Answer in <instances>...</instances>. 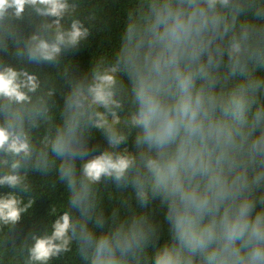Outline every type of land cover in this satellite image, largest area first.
<instances>
[{
    "label": "clouds",
    "instance_id": "9594fccd",
    "mask_svg": "<svg viewBox=\"0 0 264 264\" xmlns=\"http://www.w3.org/2000/svg\"><path fill=\"white\" fill-rule=\"evenodd\" d=\"M82 7L0 0V264L68 253L78 264H264V0H127L118 45L76 78L62 58L97 18ZM94 132L107 141L99 154ZM33 171L54 175L66 201L10 245L36 199ZM101 185L115 200L107 217ZM153 202L163 244L143 210Z\"/></svg>",
    "mask_w": 264,
    "mask_h": 264
},
{
    "label": "trees",
    "instance_id": "16d2710c",
    "mask_svg": "<svg viewBox=\"0 0 264 264\" xmlns=\"http://www.w3.org/2000/svg\"><path fill=\"white\" fill-rule=\"evenodd\" d=\"M127 6V0H84V7L81 9L80 18H84L92 8L97 10V18L95 21L89 22L85 20L86 26H90L91 34L87 41L82 42L78 50L69 53L62 60H71L69 67V76L79 78L81 76L90 75L91 65L93 57L97 53L111 54L113 49L119 43V35L121 32L124 10ZM20 29L22 35H27L30 32L27 21L20 22ZM5 61L14 67L23 66L28 68L29 71H36V66H29L28 64H18V62L11 56L10 53L4 54ZM40 71L42 73H53L55 68L49 66H41ZM125 83L127 78L125 77ZM56 95L53 97V101L57 106L63 103V95L67 91L66 83L57 79L56 81ZM88 143L93 149L94 154H99L103 151L107 145L106 139L99 132L91 134ZM132 138L129 140V148H132ZM79 167V161H77ZM29 182L33 185L32 195L36 197L33 206L28 214H25L21 221L15 226L14 230L10 233V245L11 241L15 240L16 243H20L30 232L42 231L46 225H49L51 221L55 219V216L49 214V210L53 204H60L66 201V189L63 184L56 183L55 187H52L55 177L50 175L49 177H42L37 172H29ZM10 191L8 188H0V194H4ZM101 191L104 193L102 207L105 216H110L113 206L115 204L114 199H109L107 191L101 185ZM133 207L136 205L135 199L130 201ZM144 211L150 212L154 218L161 223V235L159 243L163 244L168 240L167 225L163 223V215L158 207V204L153 202ZM127 211V208H121V214ZM151 249L149 254L151 255ZM52 264H78V261L73 257L72 253H68L65 256L56 259Z\"/></svg>",
    "mask_w": 264,
    "mask_h": 264
}]
</instances>
